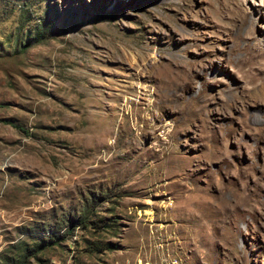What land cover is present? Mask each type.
I'll return each mask as SVG.
<instances>
[{"label":"rangeland","instance_id":"obj_1","mask_svg":"<svg viewBox=\"0 0 264 264\" xmlns=\"http://www.w3.org/2000/svg\"><path fill=\"white\" fill-rule=\"evenodd\" d=\"M0 224V264H264V0H0Z\"/></svg>","mask_w":264,"mask_h":264},{"label":"bare ground","instance_id":"obj_2","mask_svg":"<svg viewBox=\"0 0 264 264\" xmlns=\"http://www.w3.org/2000/svg\"><path fill=\"white\" fill-rule=\"evenodd\" d=\"M151 213H152L151 210L146 212L147 215H150Z\"/></svg>","mask_w":264,"mask_h":264},{"label":"trees","instance_id":"obj_3","mask_svg":"<svg viewBox=\"0 0 264 264\" xmlns=\"http://www.w3.org/2000/svg\"><path fill=\"white\" fill-rule=\"evenodd\" d=\"M11 126H12V125H11ZM12 127L16 128L15 126H12ZM92 225H95V226H97L95 223H93Z\"/></svg>","mask_w":264,"mask_h":264},{"label":"crops","instance_id":"obj_4","mask_svg":"<svg viewBox=\"0 0 264 264\" xmlns=\"http://www.w3.org/2000/svg\"><path fill=\"white\" fill-rule=\"evenodd\" d=\"M1 225V224H0ZM0 249H1V247H0Z\"/></svg>","mask_w":264,"mask_h":264}]
</instances>
